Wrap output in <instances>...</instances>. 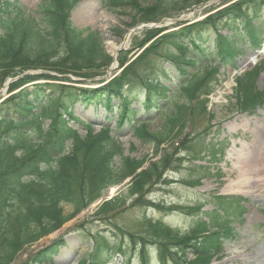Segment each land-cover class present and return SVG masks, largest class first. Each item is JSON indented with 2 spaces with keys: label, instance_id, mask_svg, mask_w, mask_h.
<instances>
[{
  "label": "trees",
  "instance_id": "trees-1",
  "mask_svg": "<svg viewBox=\"0 0 264 264\" xmlns=\"http://www.w3.org/2000/svg\"><path fill=\"white\" fill-rule=\"evenodd\" d=\"M98 1L117 15L134 13L137 25L178 16L205 0ZM77 3L41 0L34 16L16 0H0V90L9 79L15 80L8 91L13 95L0 103V264H12L25 247L55 233L103 198L108 189L129 178L131 196L142 197L149 185L163 181L165 172L173 169L178 151L188 147L190 141L183 135L190 118L206 110L207 100L202 96L217 86V69L209 66V47L203 45L215 42L219 57L227 60L236 55L234 37L246 32L251 47L259 48L264 31V0H240L201 22L160 37L162 30L146 29L136 48L155 43L121 75L101 88H79L63 83H73L70 77L87 81L100 76L112 59L97 31L72 24L71 12ZM199 54L202 59L196 57ZM127 59V53L120 56L121 66ZM167 63L176 71L172 87L158 81L159 74L168 75ZM259 74L260 68L238 80L236 98L244 112H254L264 104V92H258L256 85ZM210 77L214 79L208 85ZM146 84L151 94L145 109L159 113L163 125L160 132H150L148 122H139L133 130L142 140L154 143L157 154L163 152L164 144L170 151L165 150L168 154L143 168L145 159L125 155V148L107 127L93 133L92 124L75 117L72 106L82 102L112 111L113 99L123 98L120 124L126 118L131 123L136 113L130 108L126 90ZM177 96L185 103H179ZM80 126L85 135L79 132ZM194 147L188 150L196 157L206 149L203 142L198 150ZM122 200L116 197L104 202L95 216L117 210ZM231 200L235 202V198ZM219 201L225 216L242 215L225 198ZM219 216L210 214L211 224L200 222L186 235L162 221L147 219L151 234L162 236L157 244L161 264H211L231 230L227 221L220 223ZM97 237L103 241L101 246L111 249L105 238ZM131 237L141 250L143 264H148L146 240ZM57 242L33 258L34 264L57 255L64 244ZM101 246L95 248L97 257Z\"/></svg>",
  "mask_w": 264,
  "mask_h": 264
},
{
  "label": "rangeland",
  "instance_id": "rangeland-1",
  "mask_svg": "<svg viewBox=\"0 0 264 264\" xmlns=\"http://www.w3.org/2000/svg\"><path fill=\"white\" fill-rule=\"evenodd\" d=\"M17 1L29 14L36 16L41 0ZM233 1L209 0L200 7L186 11L180 17L202 19L216 11L215 9L220 10ZM71 18L73 25L80 29L91 28L98 31L103 46L110 56L112 48L115 46L120 48L127 38V49L129 50H132L142 38L135 28L143 25L134 27V21L137 20L134 13L127 11L122 15H117L103 7L97 0H79L71 13ZM173 19L164 20L162 25H170L169 21ZM154 43L155 41L148 46ZM205 45L209 47L207 59L212 66H218L217 78L220 87L210 96L211 102L207 104L208 111L205 110L190 118L183 135V138L187 137L190 142L186 150L178 151L177 161L175 157L173 158V169L163 176V179L167 181L149 185L144 197L139 194L134 197L129 193L131 185V178H129L120 186L109 189L100 201L81 212L55 233L25 247L12 264H34L33 258L42 255L57 241L64 243L58 255H53L43 261L51 262L50 264H92L94 260L101 264H142L140 250L137 251L138 245L133 243L134 238L131 235L146 240L150 264H161L157 244L159 245L162 236L152 235L148 223L144 220L162 221L174 231L188 234L196 226L198 219L207 222L208 218L205 213L217 208L215 196L218 195L243 196L247 201L245 204L242 203L244 205L242 207L243 217L230 223L233 234L225 242L222 258L215 260L213 264H264V169L262 164H256L259 151L264 147V104L259 106L253 114L243 113L237 109L234 96L237 86L236 79L260 64H262L263 72L257 81V88L259 92L264 90V51L260 50L259 54L250 53L248 41L239 40L235 46L245 51L246 55L233 59L237 63L234 65L233 62L226 64L220 60L215 42ZM254 54H257V57L250 60ZM213 79L210 77L208 84ZM99 80L97 78L96 81ZM97 83L91 82L87 86L95 87ZM32 88L30 87V90ZM145 93V90H140L137 93L140 100H132L133 106L137 109H135L137 118H133L131 123L127 121L122 127H119V110L109 112L99 105L76 102L72 106V111L75 117L91 123L95 133L99 132L103 126L110 127L119 142L124 145L125 155L145 159L147 166L157 161L160 155L168 154L165 151L168 145H163L162 148L165 150L157 154L154 143L142 140L133 130L137 121L148 122L150 132H160L163 125V118L159 113L155 110L147 112L142 109ZM6 95L7 91L2 89L0 102ZM176 99L179 103H185V99L181 97L177 96ZM114 105L119 106V102L115 100ZM210 114L213 115V119L207 123ZM48 125L47 121L45 128ZM209 125L213 128H210L209 133L206 134L203 130ZM80 133L86 134L84 130H80ZM201 142L208 143L210 146L208 148L211 150L206 149L205 152H201L200 156L206 153L205 160L197 161L192 159L194 152L188 148L196 145L194 149L198 150ZM243 144L247 145L245 149L249 150L245 153H251L249 159L252 163L250 167L240 168L237 163L238 155L234 152L241 150ZM213 148L217 151L219 160H214L215 154L211 152ZM247 173L249 177L259 181H250L248 177L242 176ZM241 179L243 180L240 181ZM200 180L201 183H196ZM233 180L242 183L241 193L233 195L232 192L224 191L225 185ZM246 183L248 184L244 185ZM116 197L123 199L117 210L100 217L95 216L105 201ZM149 201L154 206L149 205ZM171 207H175L173 208L175 210H168ZM70 209V207L66 208L71 212ZM191 210L195 213L186 212ZM220 217L224 218V215ZM227 219L232 220L233 218ZM98 235L105 238L112 249L102 247L100 255L93 257L95 248L103 245ZM193 258V254H190L189 259Z\"/></svg>",
  "mask_w": 264,
  "mask_h": 264
},
{
  "label": "bare ground",
  "instance_id": "bare-ground-1",
  "mask_svg": "<svg viewBox=\"0 0 264 264\" xmlns=\"http://www.w3.org/2000/svg\"><path fill=\"white\" fill-rule=\"evenodd\" d=\"M119 47L115 46L112 48V54L114 56H116L118 54V51H119ZM247 147V145H244L243 144V147L241 150H236V152H234L235 154H237V163L239 164L240 168L242 166L244 167H250L251 166V161L249 158H251V153H245L246 151H249L248 149H245ZM248 155V156H247ZM262 164L263 165V169H264V147L259 151V154H258V160H256V164ZM242 176H245V178H247L248 180H252V181H259L258 179H253L251 177H249V174H244ZM243 179H241L242 181ZM241 184V185H240ZM248 183L244 184V185H247ZM241 186H242V183L240 181H231L230 183L226 184L225 186V189L224 191L225 192H233V191H239L241 189Z\"/></svg>",
  "mask_w": 264,
  "mask_h": 264
}]
</instances>
